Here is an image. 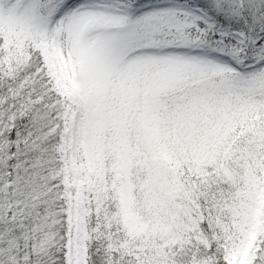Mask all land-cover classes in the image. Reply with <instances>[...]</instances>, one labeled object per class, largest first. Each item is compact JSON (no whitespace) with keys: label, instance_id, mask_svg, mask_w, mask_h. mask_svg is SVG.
Masks as SVG:
<instances>
[{"label":"snow or ice","instance_id":"obj_1","mask_svg":"<svg viewBox=\"0 0 264 264\" xmlns=\"http://www.w3.org/2000/svg\"><path fill=\"white\" fill-rule=\"evenodd\" d=\"M0 264H264V0H0Z\"/></svg>","mask_w":264,"mask_h":264}]
</instances>
